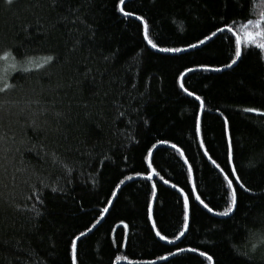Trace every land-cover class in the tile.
<instances>
[{
  "label": "trees",
  "instance_id": "trees-1",
  "mask_svg": "<svg viewBox=\"0 0 264 264\" xmlns=\"http://www.w3.org/2000/svg\"><path fill=\"white\" fill-rule=\"evenodd\" d=\"M34 2L38 8L30 7ZM118 2L91 0L89 8L82 0H63V6L51 9L49 0H21L12 8L0 0V55L12 51L18 66L25 57L43 63L53 55L58 61L43 69L26 65L33 71L14 69L4 78L16 87L0 92V134L7 133L11 147L25 119L29 125L35 119L38 130L26 128L31 152L12 153L0 167V264H69L68 240L81 231L87 232L78 242L82 264H116V256L127 257L120 264H208L199 251H207L216 264H262L264 250L252 249L264 236V115L259 114L264 112V59L248 49L237 65L225 68L234 58V40L227 33L206 37L217 25L230 23L229 17L241 23L258 19L264 0H125L126 11L148 21L150 38L159 47L188 49L180 53L152 49L143 39L142 22L115 11ZM29 25L30 38L23 31ZM188 68L196 71L185 77V87L205 102L201 134L194 123L199 101L179 88V75ZM249 107L258 111H243ZM56 112L63 115L57 118ZM229 135L231 163L250 191L240 189L231 174ZM161 139L168 144L160 145ZM152 144L157 145L153 167L189 194V229L179 240L183 197L159 177L152 181L159 203L152 219L147 217L152 182L142 176L151 171L144 168ZM212 160L236 186L238 209L230 217L214 215L227 207V185ZM109 202L112 207L104 213ZM156 231L175 243L161 241Z\"/></svg>",
  "mask_w": 264,
  "mask_h": 264
},
{
  "label": "snow or ice",
  "instance_id": "snow-or-ice-1",
  "mask_svg": "<svg viewBox=\"0 0 264 264\" xmlns=\"http://www.w3.org/2000/svg\"><path fill=\"white\" fill-rule=\"evenodd\" d=\"M21 2V0H4V3L6 4L7 7L12 8L14 5L19 4ZM82 3L84 5H87L89 8H91L92 3L91 0H82ZM59 6H63V0H49V3L47 4V7L51 8V9H56ZM227 7V5H225ZM30 7L33 8H38L39 4L34 2ZM261 9H264V5H260ZM73 9H71L69 7V12H72ZM77 13L79 12V9L75 10ZM115 11H118L119 13H121L124 17L126 18H131L133 16H135V19L138 21L142 22V36L143 39L147 42V44L152 48L155 49L158 52L161 53H180V52H185L188 49L186 48H177V47H159L157 45V43H155L153 41V39L150 38V27H149V23L148 21L140 15H136L134 12L131 11H126L125 10V0H119L118 4L115 6ZM255 11V9L253 10ZM79 18V17H77ZM64 20H67L68 17H64ZM229 20L231 21L230 23H227L224 27H221L219 25H217L216 31H213L211 33L210 36L206 37V40H212L213 37H216L219 34H230L229 35V40H234V48H233V52H234V58L231 59L230 63L225 64V68H232L233 65H237L238 61H241V57L243 54H245L248 49H251L253 52H256L257 55H260L261 59H264V10H261L259 13V18L258 19H247L246 23H241L240 21L229 17ZM76 21L73 20L72 23H75ZM29 27H31V25L25 27L23 29L24 33L26 36H29L30 38V34H29ZM90 27V26H89ZM96 31L92 32V36L91 39H95L96 38ZM206 41L205 40H201L200 44H204ZM77 43H79L77 41ZM247 46V48L245 47ZM190 48H197L198 45L197 44H190L189 45ZM75 50V49H73ZM258 50V52H257ZM17 51H19V46L17 47ZM115 55V53H113V56ZM105 59L107 60L108 57H105ZM0 61L5 62V64H8L9 61H12L11 64H9L10 68L15 69L18 72H22V73H29L31 71H33L32 67L26 66V65H32L35 64V67L37 69H43L45 68V66H49V65H54L56 64L57 61V57L53 56V55H48L46 57L43 58V63H35V60L31 57H25V60L23 61V63L18 66V63L16 62V58L15 56H13L12 51L10 50H4L3 54L0 55ZM223 68H219V67H204L203 71L206 72H221L223 71ZM196 71L193 68H188L187 70H185L184 72H182L179 75V88L181 90H183L187 96L189 97H193L195 98V100L199 101V112L200 115H198L195 118V132L197 134H201L202 132V124H201V116L204 113V105L205 102L202 99L201 96L199 95H195L194 92L189 91L188 88L185 87V77L190 73V72H194ZM5 75H7V71L5 70ZM16 86L14 84H8L5 83L2 87H0V92L2 93H7L8 91L14 90ZM133 87H135V85H133ZM4 108V104L3 102H0V112L3 111ZM45 112H47V109L44 110ZM246 113H250V112H257L258 110L256 108H245L243 110ZM260 115H264V112L259 113ZM56 117L59 118L61 117L63 114L60 112H56L55 113ZM121 115H123V113H121ZM22 117L18 116L17 118V123H20V119ZM2 119V118H0ZM224 123L227 125L228 121L225 118ZM31 126L33 128L34 131L38 130V126L36 124L35 119L32 120L31 125H29L27 123V120L25 119L23 124H20V134L19 137H17L16 135H13L11 140V147L8 146L7 144V133H2L0 134V167L4 166V161H6L8 159V157L10 155H12V153H15L17 155H20L23 151H29L31 152L33 149L30 147H27V145L30 143L29 139L26 136V128ZM3 128V124L0 123V130H2ZM55 131L59 132L60 129H55ZM160 145H166L168 144V141L166 139H161L159 141ZM200 145L201 147L204 146V140L201 139L200 140ZM157 145L156 144H152L151 147L146 149V159H147V166L144 168V172H149L150 174L147 175H143L142 179L152 182L154 180V177H159V180L163 182L164 185H168L169 187L173 188V189H177V185L176 184H169L168 180H165L163 176L160 175V172L157 171L154 167H153V149L156 148ZM171 148L175 149L176 151L180 152L181 156H184V153L182 150L178 149L176 144H171L170 145ZM205 155H207V151H205L204 153ZM209 159L211 160V157H209ZM233 160V145H232V139L231 136L229 135L228 137V141H227V161L230 165L231 168V174L233 176V178L236 181V185L244 190V191H250V189L245 188V185L241 182L240 176L236 174V166L234 164H232ZM143 162V160H142ZM185 163H187V160L185 159ZM212 163L215 165V167L217 169H220V172L223 173V180L226 182L227 185V191H226V195H227V207L224 208L223 211H219V212H215L214 215L219 216V217H230L233 213H235L238 209V197H237V190H236V186H234L233 184V179L229 178V174L224 172V169L221 168V166L216 163L215 160H212ZM137 175H140V173H137ZM188 175L189 177L192 176V168L189 165L188 168ZM133 177L132 176H128L127 180H132ZM124 181H121V184H123ZM151 202L148 203L147 205V217L148 219H152L153 217V205L154 203H159L157 201V184L155 182L151 183ZM58 189L56 187L52 188V192H57ZM62 191V190H60ZM177 191L182 195L183 197V221H184V230L180 232L179 236L176 237V240H179L181 237H183L185 235V232L188 231L189 229V219H190V201H189V194L186 193L184 191L183 188L177 189ZM191 191L192 192H196V185L195 183L192 184L191 186ZM113 195H115V193H113ZM195 200L197 202H199L200 205L203 206V208L207 209V211L209 213H213V208L209 207L208 203H205V201L203 199H201V196L199 194L195 195ZM41 203H43V201H41ZM112 207L111 202H109V207H105L103 209L104 213H108L109 212V208ZM37 216L42 215L41 212L37 211L36 212ZM104 217L101 216L99 220H96V222L94 224H92L91 228H88V232H91L93 228H96V225L100 224L101 220H103ZM123 223V222H121ZM117 227H120L119 225H117ZM128 225L124 224L123 225V229H127ZM152 227L155 228L156 227V223L153 220L152 223ZM123 229L121 230V239L122 242L126 243V240H124V236H123ZM156 236L159 237V239L161 241H166L168 244H173L175 243L174 240H170L168 239L167 236L161 235L160 231H156ZM87 236V232L81 231L79 232V234H73V236L71 238H69L68 240V252H69V264H82V262H80L78 260V256H79V251H78V242H82L81 238L82 237H86ZM198 249L197 248H181L180 252H191V253H197ZM252 251H255V246L253 247ZM199 256L202 257L204 260L208 261V264H216V261H214V258L212 255H210L207 251H199ZM172 255H175V253H173ZM245 256L248 255V253H244ZM163 260H167L168 257L167 256H162L160 257ZM121 259H127V257H120V256H116L115 257V261L116 264H120ZM249 259H252V257H249ZM129 264H133L132 261H129ZM145 264H155V261H146ZM262 264H264V258H262Z\"/></svg>",
  "mask_w": 264,
  "mask_h": 264
},
{
  "label": "rangeland",
  "instance_id": "rangeland-1",
  "mask_svg": "<svg viewBox=\"0 0 264 264\" xmlns=\"http://www.w3.org/2000/svg\"><path fill=\"white\" fill-rule=\"evenodd\" d=\"M11 63L12 61H9L8 64H5V62L0 64V83H5L4 78L10 73V71L14 70L9 67V64ZM5 70L7 71V75H5ZM254 246L256 250H264V236L257 238L253 243V247Z\"/></svg>",
  "mask_w": 264,
  "mask_h": 264
},
{
  "label": "water",
  "instance_id": "water-1",
  "mask_svg": "<svg viewBox=\"0 0 264 264\" xmlns=\"http://www.w3.org/2000/svg\"><path fill=\"white\" fill-rule=\"evenodd\" d=\"M155 178V177H154Z\"/></svg>",
  "mask_w": 264,
  "mask_h": 264
}]
</instances>
